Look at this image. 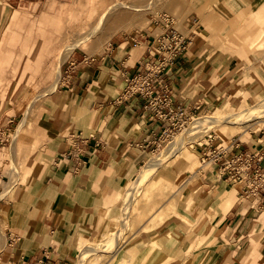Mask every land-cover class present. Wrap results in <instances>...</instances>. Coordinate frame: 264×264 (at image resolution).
I'll return each instance as SVG.
<instances>
[{"label": "rangeland", "instance_id": "rangeland-1", "mask_svg": "<svg viewBox=\"0 0 264 264\" xmlns=\"http://www.w3.org/2000/svg\"><path fill=\"white\" fill-rule=\"evenodd\" d=\"M70 1L47 0L49 3H54L57 9L61 7L64 9L63 13H58L57 16L63 18L61 33L65 26L64 36L66 38L62 41L63 34H61L53 53L45 61L42 73H45L46 76L18 88L14 83V72L22 65L24 45L28 41V35L24 37L22 34L20 38H17V35L26 32L27 24L24 19L34 20L40 17L45 10L46 3L38 8H13L0 0V137L7 130L9 134L8 141L0 144V188L2 189L0 198L7 196L14 189L20 190L25 187L31 179L28 175L34 173L33 164L35 162L33 158L35 157V160L38 161V154L45 148L46 142L49 140V135L44 136L46 132L40 128V124L48 117L52 121V117L59 118L58 115L64 113L59 110L60 108L58 109V103L62 101H60L61 85L64 82L61 73L67 66V62L74 59L81 60L84 55L88 58L101 55L104 49L112 47L113 42L119 41L120 46H123L125 41L130 44L132 39H140L146 32L157 37L161 33V29L153 24L152 18L161 13L171 15L175 20L176 28L182 32L179 28L178 14L161 8L164 0H75L69 8L70 11H68ZM225 1H184L185 21L189 24L188 30L191 29L192 32H183V34L187 36L188 33L191 42L198 43H193V46L191 43L189 49L192 46L194 52L201 59L212 57L210 60L207 59V62L213 71L220 74L219 79L217 76L211 78L216 83L207 80L204 81L205 84H199L197 87L199 99L191 97L195 96V92L191 86L187 85L189 90H192L191 96L185 94L182 97L193 101L196 106L200 107L194 115L196 117H207L216 113L224 116L226 113L232 112L231 107L233 106L251 107L256 105L255 103L258 101L264 100V65H262L264 46L253 52L251 57L253 62L247 66L244 64L243 67V61L239 59L238 55L231 53L229 48L224 45L227 43L230 46L233 43L243 42V39L251 40L254 38L251 37V33L255 32L254 29L259 30L261 26H264V0H233L238 6L232 10L230 7H233V4L229 3L228 6L223 3ZM178 3L180 9V0ZM115 4H125V7L127 6L129 11H132L130 15L133 18L135 17V9L146 10L147 21L144 25L139 26L137 24L119 32L111 38V45L102 47V51L92 49L94 47L93 39L83 42L70 52L73 43L80 41L78 36L86 34L94 25L90 16L91 12L95 9L105 12L106 9ZM13 15L16 17L11 18ZM69 19L70 21H68ZM45 31L47 37L57 39V34L52 26L47 25ZM35 33H37L36 29L33 30V34ZM114 46L116 45L114 44ZM194 58L197 59L196 56ZM257 60H259L258 63H256ZM204 68L205 71H208L207 66L204 65ZM240 71L242 72L240 79L242 89L240 94L236 96L232 94V89H225L224 84L228 81L230 82L227 84L235 82V74ZM183 85L184 79L181 91H184ZM223 91L230 92L231 97L229 93ZM257 118L259 119L242 127L236 126L229 129L226 136L217 135L214 129L208 131L201 141L194 140L192 146L186 145L188 156L180 157L177 154L171 157L158 167L145 182L136 185V188L138 186L143 188L135 206L127 215L121 235L116 238L117 228L115 227L109 232V224H118V219L123 214L124 206L122 203L126 187L134 182L137 171L148 159L164 153L169 142L177 138L181 131L167 143H162L157 150L148 152L146 158L137 167L135 176L124 185L123 190L117 193V197L110 204L111 206L106 209V224L103 230L96 238L90 239L95 247L109 245L111 243L109 239H115L118 243L114 252L118 253L115 255H112L114 252L112 254L107 252L88 253L83 264H218L216 245L218 244L217 235L219 232L217 228L220 220L214 212L216 204L218 212L221 205L219 201L215 203L217 189L208 192V190L202 191L200 188L202 176L207 173L210 174V172L214 174L211 167L207 168V166L201 165L204 153L208 152V149H204V145L208 141H203L207 139L208 134H211L213 138L215 137L214 145L219 142L225 144L231 139H238L242 142L247 139L253 140L256 138L255 136L261 137L264 130V109L258 112ZM57 127L62 129L64 134L69 133L70 124L63 125L59 121ZM77 135H70L67 138L71 139L72 136ZM52 137L61 138L56 132L51 134L50 138ZM199 137L197 135L195 138ZM12 167L16 168L14 175H10ZM171 167L179 170L183 180L182 185H179L174 178L169 176L168 170ZM214 176L216 179L219 178L218 174H214ZM224 182L229 184L234 191L233 207L235 203L240 201L238 199L240 195L236 196V194L241 193V184L231 180L226 181V179ZM208 194L211 198L210 203H206L209 200ZM176 224H178V228ZM255 226L260 227L264 235V221H254L252 230ZM3 236L4 234L0 231V248ZM261 239H264V236ZM242 240L237 244L226 242L222 249H227V254H233L237 249L242 248V255L235 253L238 257L236 264H258L255 262L258 259L260 264H264V247H261L252 256L250 251L246 250ZM250 241L252 242L251 237ZM136 244L138 248L133 247L132 253L129 252L127 255L121 256L125 249ZM81 249L78 245L74 264H78V252ZM221 264H229V262L224 260Z\"/></svg>", "mask_w": 264, "mask_h": 264}, {"label": "crops", "instance_id": "crops-1", "mask_svg": "<svg viewBox=\"0 0 264 264\" xmlns=\"http://www.w3.org/2000/svg\"><path fill=\"white\" fill-rule=\"evenodd\" d=\"M1 1L13 8H38L46 3L40 17L34 20L24 19L27 24L26 32L17 35V38L22 34L24 37L28 35V41L24 45L25 53L31 40L36 38L41 43V37L36 35L38 30H41L40 35L41 32L45 34L46 26H52L57 39L49 38L50 43L45 49L50 51L43 53L46 61L61 37L57 26L63 18L57 14H61L62 7L57 9L54 3L47 0ZM72 2L73 0L69 2L68 9ZM223 3L233 4L231 10L238 6L233 0ZM15 17L13 15L11 18ZM35 29L37 33L33 34ZM156 39V36L146 32L140 39H132L130 44L125 41L120 46L119 41L113 42L112 47L104 49L101 55L89 58L84 55L81 60L74 59L66 63L75 62L78 65L69 85H61L62 101L58 103V109L64 113L60 114L61 117L58 115L59 118L52 117V121L48 117L40 124V128L46 132L44 136L49 135V140L38 154V161L33 158L36 163L33 164L34 173L28 175L31 179L25 187L14 189L0 198V231L4 234L0 264L33 263L38 259H44L48 264H74L79 239H94L103 230L106 209L111 206L122 186L135 176L137 167L148 152L155 150L154 136L162 129L160 122L150 119L148 113L139 110V99H121L126 86L125 78L142 71L144 63L156 56ZM192 46L168 74L176 101L199 109L193 101L182 97L185 94L191 96L192 90L188 86H191L193 69L201 62L207 66L205 81H212L215 74L219 79L220 74L213 71L207 62L212 57L201 59ZM83 59L88 61L83 62ZM183 79L184 91H181ZM199 84L193 90L195 96H191L192 98L199 99ZM226 93L231 97L230 92ZM59 121L63 125L70 124L68 134L62 133V129L57 127ZM54 132L61 138H50ZM76 134L78 135L71 139L67 138ZM255 137L253 140L240 142V147L264 152V140L261 141L262 137ZM77 138L81 140L78 152L68 156L67 153L74 147ZM262 166L264 168V159ZM214 174L210 172L203 175L200 188L208 192L217 189L215 203L219 201L221 205L218 212L216 204L214 212L220 220L216 259L219 260L218 264L224 260H228L229 264H236L238 257L235 253L242 255V248L233 254H227V249L222 247L226 242L237 244L244 239V246L252 256L264 247L262 229L255 226L252 230L254 221H264V196L261 199L239 196L240 201L232 207L234 191L223 179H216ZM1 192L0 188V194ZM238 195L241 193L238 192L236 196ZM207 196L209 200L206 203H210V194ZM176 226L178 228V224ZM255 262L260 264L259 259Z\"/></svg>", "mask_w": 264, "mask_h": 264}, {"label": "bare ground", "instance_id": "bare-ground-1", "mask_svg": "<svg viewBox=\"0 0 264 264\" xmlns=\"http://www.w3.org/2000/svg\"><path fill=\"white\" fill-rule=\"evenodd\" d=\"M184 1L185 0H180V9H179L178 0H164L161 8H164L174 14H178L179 28L182 30V33L183 32L189 33L192 32V30L191 29L188 30L189 24H187L185 21L186 16L183 11V8L185 6ZM73 2H75V0ZM135 10H136L135 17L137 19H134L135 17L133 18V16L130 15L132 14V11H129V8H127V6L125 7V4H115L113 7L111 8L109 7V9H106L105 12L97 11V9L93 10L90 16L93 19L94 25L88 32H86V34H82L78 36L80 41L73 43L70 52L73 49H75V47L81 45L83 42L90 41L93 39H94V47L92 49L102 51V47L109 46L111 38L116 36L119 32L124 31L127 28H132L137 24L139 26L144 25L145 22L147 21L146 10L142 8H138ZM63 11L64 9L62 8L61 14L63 13ZM68 11H70V9ZM62 21L63 20L59 21L57 26V29L59 27L60 32L62 27L61 26ZM68 21H70V19ZM64 28L65 26L63 27L61 33L63 34L61 39L62 41L66 38L64 36V32H65ZM38 31L40 33L41 30ZM254 31L255 32H253V34L251 33V37H254L251 40L243 39V42L235 43V44L233 43L230 46L229 44L224 43V45L227 48H229L231 53L237 54L239 59L243 61V63L246 66L253 62L251 58L252 53L261 49V47L264 46V28L260 30H257V28H255ZM39 33H37L36 35L41 37L42 39L41 43H39L36 38L30 41L23 55L22 65H20V67L14 72V83H16L15 86L18 88H21L22 86L28 84L29 82H35L41 77L46 76L45 73H42L46 58L43 55V53L46 51H50V49L49 50L45 49L46 46H48V44L50 43V39L44 33L41 32V35ZM193 43L194 42H192V44ZM194 44H198V43L195 42ZM47 55H50V53H47ZM258 62L259 60L256 61V63ZM247 68L250 69V67ZM207 72L208 71H205L204 64L202 62L196 64L195 68L193 69L192 77H191L192 90H194L199 83L205 81ZM241 76H242L241 71L236 73L235 82L226 84L224 88L232 89V94L236 96L239 95L242 89L240 82ZM255 104L256 105L251 107H242V108L240 106L238 107L233 106L231 107L233 109L231 110L232 112L226 113L224 116H220L217 113L207 117L192 116L189 119L188 127L182 130L181 133L177 136V138H174L172 141L169 142V145L165 150V152L160 153L157 156L150 157L148 161L139 169V171H137V175L134 179V182L129 184L125 189V196L123 198V203H122L124 206L123 214L118 219V224H114V225H112L111 223L109 224L110 225L109 232L116 227L117 228L116 238H119V236L121 235L125 221L127 220V215L131 212V208L135 206V202L138 200L140 191L143 188L142 186H138L136 188V185L138 184L140 185L143 182H145L147 178L150 177L157 170L158 167H160L163 163L168 161L171 157L177 154L180 157L188 156V152L186 151V145L190 146L194 140L201 141L202 139H204L202 137L205 135V133H208V131L214 129L217 135L226 136L229 129H232L236 126L242 127L243 125L251 123L256 119H259L257 118L258 112L264 109V100H260ZM197 135H199L200 137L195 138ZM208 137L209 134L207 135V139H205L203 142L208 141ZM168 172L170 177L174 178V180H176L179 185H182L183 180L182 177L180 176L179 170H176L174 167H171L168 170ZM15 173H16V168L12 167L10 175H14ZM123 188L124 186H122L120 191L123 190ZM90 239L91 238L81 237L79 239V242L77 243L79 245V248L80 247L82 248L78 252V256H79L78 264H83V262L86 261L88 257V253L107 252L112 254L115 251V248L117 247V243H118V241H116L115 239L110 238L109 240L111 241V243L109 245L105 244L102 245L101 247H95V245L91 242L92 240ZM135 246L136 248H138L137 244L133 245L132 247L125 249L121 254V256L127 255L129 252L132 253L133 251L132 248ZM115 253L116 252H114L112 255H115Z\"/></svg>", "mask_w": 264, "mask_h": 264}, {"label": "built area", "instance_id": "built-area-1", "mask_svg": "<svg viewBox=\"0 0 264 264\" xmlns=\"http://www.w3.org/2000/svg\"><path fill=\"white\" fill-rule=\"evenodd\" d=\"M155 26L160 27L161 33L156 39V56L146 61L139 73L125 78L126 86L121 95L122 101L139 99V110L148 113L149 118L161 123V131L154 136L155 150L162 143H167L179 131L185 129L189 119L195 115L198 107H188L178 103L171 89L168 71L177 66L179 59L191 45L189 36L184 35L175 26L174 18L161 13L152 18ZM88 59H83L87 62ZM77 63L67 64L61 73L64 81L62 86L70 83ZM8 131V130H7ZM7 131L1 135L0 144L6 143L9 138ZM261 141L264 140V130ZM215 137L210 134L204 149L201 165L211 167L219 178L231 180L241 184V197L261 199L264 196V168L262 161L264 152L254 149H242L238 139H231L223 144L214 145ZM81 143L77 138L74 147L68 151V156L78 152ZM201 146V145H199ZM224 179V180H225ZM13 264H48L44 259L33 263L17 262Z\"/></svg>", "mask_w": 264, "mask_h": 264}]
</instances>
